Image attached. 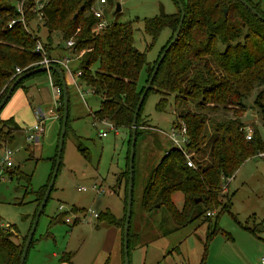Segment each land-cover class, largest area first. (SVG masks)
Segmentation results:
<instances>
[{
    "label": "trees",
    "instance_id": "1",
    "mask_svg": "<svg viewBox=\"0 0 264 264\" xmlns=\"http://www.w3.org/2000/svg\"><path fill=\"white\" fill-rule=\"evenodd\" d=\"M180 1L185 11L182 29L159 65L144 101L149 93L158 94L160 98L154 108L159 112L165 110L168 98L172 95L175 100L181 97L185 103L193 105L195 110L177 115L172 127L177 129L181 126L180 122L185 124L187 140L183 149L186 154L197 150L210 138L209 159H197L192 155L191 160L195 165L192 168L187 165L182 151L168 147L160 160L150 168L139 199L140 209L145 213L165 206L175 224L174 230L204 214L205 217L211 216L214 210H230L232 203L226 180L246 159L264 155V138L254 130L251 138L247 139L245 124L240 119L244 110L242 101L255 87L259 90L255 103L264 99V22L239 0ZM246 1L264 18V0ZM173 2L177 12L158 14L157 17L143 20L144 31L153 43L163 29H171L174 34L177 28L181 11L177 2ZM18 3H21V13L17 10ZM92 4V0H45L41 9L42 19L38 20L47 31V41L42 42L37 33L38 22L35 23V31L29 25L30 20L37 19L36 11L33 10L34 0H0V100L18 76L39 67L34 64L41 58L40 52L34 48L37 41L50 55L51 35L54 31L60 32L65 41L72 38L73 49L80 51L78 68L81 72L78 78L86 87H91L93 94L102 97L96 112H93L94 116L98 120L106 119L116 127H125L128 131L127 157L119 177V180L126 181L127 187L132 115L158 58L151 66V62L146 60V53L135 46L131 20L112 21L104 29L93 33L91 27L94 16L89 13ZM10 21L14 23L8 27ZM241 36L243 43L238 41ZM219 44H223L225 49L220 51ZM18 67L22 69L20 73L15 72ZM143 69L145 74L140 84ZM41 73L46 72L31 75ZM50 73L54 86L59 90V106L56 111L58 117L61 113V123V83L55 72ZM29 77L20 79L14 90ZM144 101L136 121V139L145 128L151 127L142 117ZM218 110H228L232 116L219 120L215 116ZM68 122L69 117L65 135L70 129ZM207 122H210L212 129L209 136L204 132ZM21 129L12 117L0 119V142H12L17 130ZM72 133L80 155L89 159L83 138ZM134 167L135 158L133 172ZM134 178L135 172L133 184ZM45 188L44 185L41 189ZM40 190L36 197L37 206L45 192L43 190L39 196ZM179 192L182 204L178 207L173 198ZM50 197L51 193L48 200ZM68 211H62L55 217L61 218ZM132 212L133 204L130 220ZM95 219L117 226L122 252L124 216L115 217L105 209L100 210ZM131 223L132 220L128 232V252L133 237ZM10 236L11 231L0 226V248L3 251L0 264L19 263L26 236H21L20 243L10 239ZM63 254L61 261L74 264L69 253Z\"/></svg>",
    "mask_w": 264,
    "mask_h": 264
},
{
    "label": "rangeland",
    "instance_id": "2",
    "mask_svg": "<svg viewBox=\"0 0 264 264\" xmlns=\"http://www.w3.org/2000/svg\"><path fill=\"white\" fill-rule=\"evenodd\" d=\"M92 1L93 6L103 9L108 24L112 21H132L134 44L146 53V60L153 66L160 51L173 36V30L163 29L153 43L144 31L143 20L157 17L160 3L166 14L177 12L173 0H106L103 4L100 0ZM116 4L120 6L117 13ZM18 7L20 4H17ZM36 22L39 27L37 33L41 41L46 42L47 31L41 21L33 19L29 25L35 31ZM238 41L244 42L242 36ZM57 45L62 47L65 40L60 32L54 31L51 46ZM218 48L222 51L225 46L219 44ZM79 55L80 51L71 52L70 56L74 59L70 65L78 66ZM144 74L143 69L140 84ZM78 84L83 98L73 84L67 83L70 129L64 138L61 165L51 197L37 219L24 264H61L63 253H69L74 264H98L104 250H109V254L106 253L109 264H122L120 240L118 253V245L110 243L111 237L106 232L110 225L95 219L87 213V209L95 212L107 209L119 218L124 216L126 181L119 180V177L127 157L128 131L121 126L109 130L108 125L100 121L94 126L92 112H96L102 97L93 94L91 87H86L80 79ZM258 91L255 87L243 99L244 110L240 119L245 124V134L246 128H250L251 135L256 130L264 138V99L255 103ZM159 98L153 92L145 98L142 117L154 128H145L136 139L130 264H258L261 256H264V158L260 154L243 161L238 170L226 180L232 203L228 211L214 210L211 216L205 217L204 214L174 230L175 224L165 206L150 213L140 209L139 199L149 170L160 160L164 150L171 146L168 134L172 122L180 113L195 110L193 105L185 103L181 97L175 100L172 95L168 98L165 110L159 112L154 108ZM7 104L1 109L0 117L8 114L6 118L12 117L22 129L17 130L12 142H0V155L3 146H8L12 150L13 164L12 167H0V224L7 223L4 229L11 231L10 239L20 243L21 237L14 239L13 236L17 232L20 236L28 234L38 208V192L48 184L51 177L61 113L58 122L53 114L52 102L48 105L33 104L31 107L24 96H17ZM35 109L44 118L43 132L36 141H27L28 133H32V127L37 122ZM215 116L224 120L230 118L232 113L218 110ZM102 131L106 132L104 136L99 134ZM211 131L210 122H207L205 135L209 136ZM72 132L83 138L89 159L80 155ZM209 141L210 138L191 154L197 159L208 160ZM94 184L105 189V192L98 195L91 188ZM79 187L83 189L78 190ZM43 190H40L39 196ZM173 199L178 207L182 204L180 192ZM59 205L63 207L62 210L69 211L61 215V218H56L55 215L62 212ZM70 212L79 217L77 223L63 222L65 217L71 215ZM2 252L0 248V258Z\"/></svg>",
    "mask_w": 264,
    "mask_h": 264
},
{
    "label": "water",
    "instance_id": "3",
    "mask_svg": "<svg viewBox=\"0 0 264 264\" xmlns=\"http://www.w3.org/2000/svg\"><path fill=\"white\" fill-rule=\"evenodd\" d=\"M177 2L179 11H181V15L180 18L178 20L177 23V28L174 31V34L172 36V38L170 39V41L168 42V44L166 45V47L162 50V52L159 54L158 56V61L156 62L150 77L148 79V81L145 83L143 90H142V94L140 95V97L138 98L136 105H135V110L133 112L132 115V120H131V135H130V147H129V160H128V179H127V193H126V209H125V215H124V224H123V228H122V252H123V257H122V264H129V252H128V240H129V236H128V232H129V226H130V216H131V209H132V195H133V176H134V172H133V165H134V153H135V146H136V131H137V117H138V113L140 111V107L144 101V97L147 93V90L150 88L152 81L154 79V75L156 74L159 65L161 64V62L163 61L164 56L166 55V53L170 50V48L174 45L175 40L177 39L181 29H182V23H183V19L185 17V11L183 8V4L181 3L180 0H175ZM246 9L250 10L252 14H254L256 17H258L259 19H261L264 22V18L257 12L256 9L252 8L250 6V4L246 1V0H239ZM120 10V6L119 4H116L115 7V13H117ZM159 15H164L165 11H164V7L163 4L160 3L159 4ZM75 17V16H74ZM51 70L53 72L56 73L58 79H60V83H61V95H62V118H61V123H60V132H59V136H58V145H57V151H56V155H55V162L52 168V171L50 173L51 177L50 180L48 182V184L46 185L45 188V192L38 204V208L36 210L35 216L32 220V225L30 227V230L28 232V234L25 237V242L23 244L22 250H21V254H20V260L18 264H24L25 259H26V253L27 250L30 246L31 243V237L35 231L36 225H37V219L39 217V215L41 214V212L44 209V205L46 203V201L48 200L50 193H51V188L54 184V181L57 177V171L59 169L60 163H61V153H62V149L64 146V137H65V133H66V124H67V120L69 117V111H68V103H69V95H68V89H67V83L66 80L64 79L63 73L60 70V68L54 64H49L47 67L45 66H39L36 68H32L31 70L23 73L22 75L18 76L15 81L9 86V88L7 89V91L4 93V95L2 96L1 100H0V109L3 108V106L7 103V101L11 98V94L13 93L17 83L20 81V79L24 78V77H28L31 76V74L37 73V72H46L47 70ZM171 149L173 150H180L181 148L179 146H171ZM199 198L196 199V201H198ZM158 206V205H157Z\"/></svg>",
    "mask_w": 264,
    "mask_h": 264
},
{
    "label": "built area",
    "instance_id": "4",
    "mask_svg": "<svg viewBox=\"0 0 264 264\" xmlns=\"http://www.w3.org/2000/svg\"><path fill=\"white\" fill-rule=\"evenodd\" d=\"M24 1V0H22ZM45 0H34V7L33 10L36 11V16L38 20L42 19V12L41 9L44 5ZM106 0H100V3L103 4L105 3ZM20 7L17 8V10L21 13V3ZM89 13L92 14V16H94V23L91 27L92 32H98L102 29H104L105 27H107L109 24L105 21V14L103 12L102 8H96L95 6H93V4L91 5L90 9H89ZM14 23V21H10L7 26L11 27L12 24ZM73 44H74V40L72 38H69L65 41V47L69 48V49H73ZM35 50L37 52H40L41 54V58L34 62V64L38 65V66H45L47 67L49 64H54L56 66H58L60 68V70L63 73L64 79L66 80V82L68 84H73L77 90L78 94H81L82 98H83V94L79 88V84H78V76L81 72L80 68H78V66L76 68H73L72 65H70V61H72L74 58L70 56V54L68 55H64L63 57H53L51 55H47L44 48H42V45L39 41H37L35 43L34 46ZM72 51H75L74 49ZM22 71V69H20L19 67L16 68V73H20ZM51 70H47L46 74H47V79L49 80V83L52 87L55 88V92L56 94L59 96V90L54 86L53 83V79L51 77ZM34 112L36 113L37 116V122L36 124L33 125L32 127V133H28L27 135V141H36L38 139V137L42 134L43 132V116L40 115V112H38L36 109L34 110ZM92 124L95 126V123L97 121H100L106 125H108L109 130H116V125H114L113 123L107 121L106 119H96V117L94 116L93 112H92ZM181 126L179 128H174L171 127V131L168 134V139H170L171 141V146H179L181 148V151L183 152V154H185L186 156V163L188 166L194 168V164L193 161L191 160V156L192 154H186V152L183 149V144L186 142L187 138H186V127L185 124L180 122ZM152 128V127H150ZM153 129V128H152ZM247 132L245 134L247 139L251 138V132H250V128H246ZM160 132V131H159ZM162 132V131H161ZM99 134H101L102 136H104L106 134L105 131L100 132ZM11 155H12V150L8 147V146H3L2 148V152L0 155V167H11L13 166L12 162H11ZM262 155V154H261ZM92 189H95L97 194L99 195L100 193L105 192V189H102L100 186L97 185H93L91 187ZM82 187H79L78 190H82ZM59 210H62L63 207L61 205L58 206ZM87 213H89L90 215H92L94 218L97 217L98 212H95L93 209H87ZM70 216L65 217L63 219V222L68 223V222H72L74 223L75 220H78V216L75 215V213L70 212ZM207 215H210V213H207ZM1 227H6L8 226L7 223H4V225L0 224ZM258 264H264V256H261L260 261L258 262Z\"/></svg>",
    "mask_w": 264,
    "mask_h": 264
},
{
    "label": "crops",
    "instance_id": "5",
    "mask_svg": "<svg viewBox=\"0 0 264 264\" xmlns=\"http://www.w3.org/2000/svg\"><path fill=\"white\" fill-rule=\"evenodd\" d=\"M50 47H51L50 55L53 57H63L64 55H68L72 52V50L65 47V45H63L62 47H59L58 45H57V47H55V46L53 47L50 45ZM73 68H76V67L73 66ZM17 96H18V98H20L21 96H24L26 99V103H28L31 107L33 106V104L34 105L35 104H41V105L47 104L48 105L52 102L53 106H54L53 114L55 115V118L58 121V111H56V110H57V103H58L59 96L56 94L55 88L50 85L49 80L47 79L46 73L31 75V77L27 78L22 83L21 86L17 87L16 90L13 91V93L10 96L11 98L7 101V103L10 104V102L14 98L16 99ZM0 114H2V113H0ZM8 116L9 115L5 113V115H3V117L1 115L0 119H7L6 117H8ZM259 156L264 158V155H259ZM255 157H257V156H255ZM111 213L115 216V214L113 212H111ZM115 217H118V216H115ZM106 232L109 234V237H111L110 243L113 244L115 242V245H118V253H120L119 252L120 237H119V230H118L117 226L115 227L113 225H110L107 228ZM13 237H14V239H19L21 236L17 232ZM16 243H19V242H16ZM108 252H109V250H104V255H103L102 260H101L102 262L99 261L98 264H104L105 262L107 264H109V257L107 256L109 254ZM106 253H108V254H106ZM61 264H67V263L64 261H61Z\"/></svg>",
    "mask_w": 264,
    "mask_h": 264
}]
</instances>
